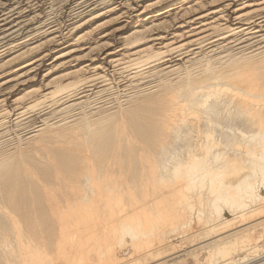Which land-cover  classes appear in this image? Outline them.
<instances>
[{
    "label": "bare ground",
    "instance_id": "1",
    "mask_svg": "<svg viewBox=\"0 0 264 264\" xmlns=\"http://www.w3.org/2000/svg\"><path fill=\"white\" fill-rule=\"evenodd\" d=\"M0 264H264V0H0Z\"/></svg>",
    "mask_w": 264,
    "mask_h": 264
}]
</instances>
